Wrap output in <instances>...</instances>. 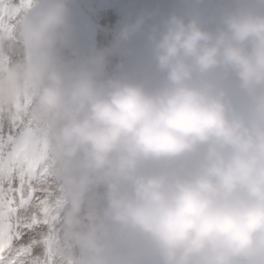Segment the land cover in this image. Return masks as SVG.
Here are the masks:
<instances>
[{
  "label": "clouds",
  "instance_id": "9594fccd",
  "mask_svg": "<svg viewBox=\"0 0 264 264\" xmlns=\"http://www.w3.org/2000/svg\"><path fill=\"white\" fill-rule=\"evenodd\" d=\"M69 30L68 0H27L4 38L24 59L0 49V112L40 131L60 184L56 264H264V0L170 15L144 77L62 60Z\"/></svg>",
  "mask_w": 264,
  "mask_h": 264
},
{
  "label": "snow or ice",
  "instance_id": "6c2138e0",
  "mask_svg": "<svg viewBox=\"0 0 264 264\" xmlns=\"http://www.w3.org/2000/svg\"><path fill=\"white\" fill-rule=\"evenodd\" d=\"M27 0H0V37L11 38ZM60 195L53 188L50 147L27 118L0 112V264H56L54 234ZM27 209L28 221L20 219ZM39 231L45 257L35 260L32 246L17 247L24 231Z\"/></svg>",
  "mask_w": 264,
  "mask_h": 264
},
{
  "label": "rangeland",
  "instance_id": "374dc122",
  "mask_svg": "<svg viewBox=\"0 0 264 264\" xmlns=\"http://www.w3.org/2000/svg\"><path fill=\"white\" fill-rule=\"evenodd\" d=\"M13 2L18 4L20 0H13ZM231 2L232 0H88L84 9L93 12L98 11L92 14V18L99 26L100 31L106 27L104 30L105 36L101 41L106 50L104 52L107 54L113 53L112 58L117 59V73L123 71L134 76L144 77L153 71L148 35L152 34L155 28L162 27L163 21L167 17L172 14L188 15L194 10H199L206 18L210 19L216 16L221 9L228 7ZM94 17L105 18L107 24H100L99 19ZM111 18L114 21L109 24ZM141 21L143 22L141 31L136 33L130 41L121 40V34L126 28ZM108 28L112 29V36L109 35ZM100 34L102 36L103 33ZM2 43L0 49L2 45L7 57L8 54L14 53L17 54L18 58H24V52L19 43L18 45L11 42L6 43V41ZM59 49V57L66 61L68 57L64 54L62 45L59 46ZM109 64L108 62L107 65ZM107 70L108 72L111 71L109 68ZM237 103L241 104L243 101L238 99ZM57 190L55 189V191ZM57 193L60 192L57 191ZM31 215L25 209L20 213V219L23 221L22 217H24L28 220ZM29 233H31V230ZM34 234L36 237L40 235L39 233ZM30 245L34 246L33 244ZM154 264H160V261L158 260Z\"/></svg>",
  "mask_w": 264,
  "mask_h": 264
},
{
  "label": "water",
  "instance_id": "95a60500",
  "mask_svg": "<svg viewBox=\"0 0 264 264\" xmlns=\"http://www.w3.org/2000/svg\"><path fill=\"white\" fill-rule=\"evenodd\" d=\"M86 1L68 0V7L70 8V30L67 42L63 46L77 57L94 51L98 45V27L90 15L81 7V3H86ZM156 261L154 259L148 261L147 264H153Z\"/></svg>",
  "mask_w": 264,
  "mask_h": 264
},
{
  "label": "trees",
  "instance_id": "16d2710c",
  "mask_svg": "<svg viewBox=\"0 0 264 264\" xmlns=\"http://www.w3.org/2000/svg\"><path fill=\"white\" fill-rule=\"evenodd\" d=\"M100 15V14H99ZM95 19H99V23H104L105 25L107 24V20L105 18H101V17H94ZM114 20H110L109 24L112 23ZM106 29V27H104V30ZM104 30L102 29L101 32L104 33ZM108 31L109 33L112 31V29L108 28ZM102 35H105V34H102ZM8 43V42H11V43H14V44H17L18 45V42L16 41H13V40H10V39H4L3 37H0V44L3 45L2 42H5ZM1 45V46H2ZM2 51L5 49L3 48L2 46ZM60 50V49H59ZM3 51V53H4ZM106 51L105 48L103 49L102 46H100V49L98 51L99 52H104ZM64 54L68 57V59H66V61H72V60H76V58L74 56H72L67 50H63ZM5 55H7V53H4ZM96 54V53H95ZM112 56H114L113 53H110V54H107V63L109 62L110 64L107 65V68H109L111 71L108 72L110 74L112 73H117V59H113ZM17 57V54H14V53H11V54H8V60H9V63H17V62H20L22 61L24 58H16ZM108 71V70H107ZM60 185L58 180L56 179L55 175H53V188L54 190L55 189H58L57 191L60 192ZM58 187V188H57ZM60 194V193H59ZM33 214V213H31ZM31 217V216H30ZM30 217H28V220H30ZM23 221H28L26 218L22 217ZM30 230L28 231H24L21 233V241L18 242L16 244L17 247H26V246H30V244H33L34 246H32L33 248V252H32V257L33 259L35 260H41L45 257V249L44 247L38 243V241H40L43 237V233L42 232H39V231H31V233H29ZM34 233H39L40 235L36 237V235Z\"/></svg>",
  "mask_w": 264,
  "mask_h": 264
}]
</instances>
